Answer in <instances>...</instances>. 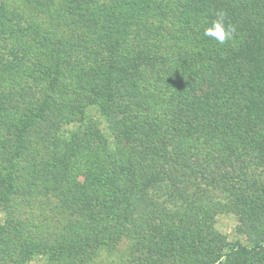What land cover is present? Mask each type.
Masks as SVG:
<instances>
[{
	"label": "trees",
	"instance_id": "1",
	"mask_svg": "<svg viewBox=\"0 0 264 264\" xmlns=\"http://www.w3.org/2000/svg\"><path fill=\"white\" fill-rule=\"evenodd\" d=\"M123 240L127 264H264V0H0V264Z\"/></svg>",
	"mask_w": 264,
	"mask_h": 264
},
{
	"label": "rangeland",
	"instance_id": "2",
	"mask_svg": "<svg viewBox=\"0 0 264 264\" xmlns=\"http://www.w3.org/2000/svg\"><path fill=\"white\" fill-rule=\"evenodd\" d=\"M223 198L224 195H217ZM238 214L236 212L223 211L215 217V230L223 235L227 241H239L242 244H249L244 235L237 232ZM129 244L121 241L113 249H103L94 258L91 264H127ZM25 264H45V260L39 256L34 257Z\"/></svg>",
	"mask_w": 264,
	"mask_h": 264
},
{
	"label": "clouds",
	"instance_id": "3",
	"mask_svg": "<svg viewBox=\"0 0 264 264\" xmlns=\"http://www.w3.org/2000/svg\"><path fill=\"white\" fill-rule=\"evenodd\" d=\"M235 27L226 24L225 14L223 12L216 13V19L211 22L210 27L204 29L203 35L214 39L218 44H225L232 40Z\"/></svg>",
	"mask_w": 264,
	"mask_h": 264
}]
</instances>
